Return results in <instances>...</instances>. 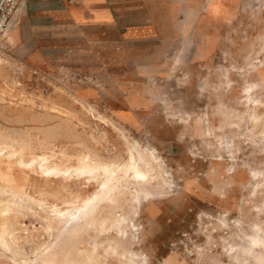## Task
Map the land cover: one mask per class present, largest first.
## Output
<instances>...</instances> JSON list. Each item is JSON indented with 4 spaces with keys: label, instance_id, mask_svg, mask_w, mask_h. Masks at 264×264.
Instances as JSON below:
<instances>
[{
    "label": "rangeland",
    "instance_id": "obj_1",
    "mask_svg": "<svg viewBox=\"0 0 264 264\" xmlns=\"http://www.w3.org/2000/svg\"><path fill=\"white\" fill-rule=\"evenodd\" d=\"M27 1L0 47V129L31 139L27 158L47 153L64 166L104 135L102 154L139 148L156 179L110 198L104 213L118 219L104 228L103 207L67 209L59 223L56 209L22 201L34 242L17 262L0 245L6 263L264 264V248L249 244L264 237V0H120L101 29L41 17ZM61 183L65 195L98 188L74 172L48 189ZM82 219L84 232L67 236ZM44 241L52 248L36 253Z\"/></svg>",
    "mask_w": 264,
    "mask_h": 264
},
{
    "label": "bare ground",
    "instance_id": "obj_2",
    "mask_svg": "<svg viewBox=\"0 0 264 264\" xmlns=\"http://www.w3.org/2000/svg\"><path fill=\"white\" fill-rule=\"evenodd\" d=\"M3 60L4 59L0 56V63H2ZM6 97V94L1 90L0 101L4 100ZM50 109L51 112L58 113L60 115H62V113L64 112L63 109L56 105L50 106ZM7 121L9 122V119ZM14 127L17 126L14 125ZM2 129H0V245L13 253L12 259L14 258L15 261L16 256L18 254H22L23 250L25 249V243L30 241L34 242L33 233L28 232L27 228L24 227L26 223L20 218L25 216L24 210L26 206L22 203V201H34L38 202L41 205H48L51 209H56L55 218H57L59 223H61L60 216H62L64 211H66L67 209L81 208L86 209L87 212H90L98 208L102 209L103 207L102 215L99 220L101 221V225L104 228V223L108 218L114 221V225L116 222L115 220L118 219L116 218V216H113L111 211H107L106 213H104V210L106 208L105 206L108 204V200L110 198H120V196H118V193L122 190L124 192V190L127 189L126 187H128L127 185L129 183L137 185L138 191H146V186L152 184V181L156 179L152 172L156 166L152 163V160L149 158L148 154L139 151V148L138 150L137 148H135L137 151L134 150V148L133 150H130L128 157L123 159H120V157L117 156L116 153L110 155L102 154L99 150L98 143L101 141L104 135H101L99 138L96 135L92 134L93 141L91 144L81 142L82 149L76 155L77 164H69L64 166L63 160L54 161L52 157L47 153L34 154L32 155V157L27 158L25 150L31 147V139H26V137L9 133L8 131H4V129ZM27 129L28 127L25 130L27 131ZM50 130L51 134H45L43 139L45 141L49 140V142H53V140L55 139V132L57 131H54L53 128H51ZM60 131L61 130H59V132ZM69 134L70 135H68V137H71V133ZM63 157L69 158V154L63 151ZM149 164H151V168L147 166ZM74 172H76V174L79 176L87 175L89 180L98 181V188L95 190V192L88 195H82L80 192H72L68 195H65L62 193V190L67 189V185L64 183H61L59 187L54 186L53 190L48 189V187L54 185L56 181L61 182L62 180L69 179ZM31 179L38 181L36 182ZM39 180H41L42 184L40 185L38 195H35L31 193V191L29 190V186L33 184L39 187ZM155 182L157 183V181ZM155 188L157 189L158 187ZM147 191H149V189H147ZM112 203L113 202H111L110 205ZM83 219L82 221H79V223L72 229L71 232H67L66 235H77L84 232L83 230L85 227V221H83ZM85 220L88 221L87 219ZM45 228L46 231L53 232V230L55 229L53 221L50 220L49 222H47ZM62 229L63 226L61 227L60 231H62ZM258 231L250 239V250L254 249V247L256 246L264 248V237H262L258 233ZM114 242L117 244L114 250L119 255V260H121L122 255L126 254V244L124 243V240L120 239L118 236ZM52 246L53 245L51 243H47L46 241H44L41 244H35L34 250L36 253H39L40 251H43L45 253L50 250ZM118 249L121 250L118 251ZM85 256L88 260H90L92 255L89 253H85ZM43 259V261L47 264H54V258L48 259L45 256ZM0 264L7 263L5 262ZM66 264H74V262L71 259ZM86 264H90V261H88V263Z\"/></svg>",
    "mask_w": 264,
    "mask_h": 264
},
{
    "label": "crops",
    "instance_id": "obj_3",
    "mask_svg": "<svg viewBox=\"0 0 264 264\" xmlns=\"http://www.w3.org/2000/svg\"><path fill=\"white\" fill-rule=\"evenodd\" d=\"M120 0H33L30 8L41 17H51L61 21H74L84 26L101 29L116 18L123 9ZM26 0V4H27ZM1 249V248H0ZM0 263L6 262L1 255Z\"/></svg>",
    "mask_w": 264,
    "mask_h": 264
},
{
    "label": "built area",
    "instance_id": "obj_4",
    "mask_svg": "<svg viewBox=\"0 0 264 264\" xmlns=\"http://www.w3.org/2000/svg\"><path fill=\"white\" fill-rule=\"evenodd\" d=\"M24 0H0V47L7 39Z\"/></svg>",
    "mask_w": 264,
    "mask_h": 264
}]
</instances>
